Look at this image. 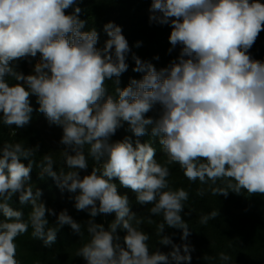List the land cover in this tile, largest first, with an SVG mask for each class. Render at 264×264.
<instances>
[{
	"label": "clouds",
	"instance_id": "9594fccd",
	"mask_svg": "<svg viewBox=\"0 0 264 264\" xmlns=\"http://www.w3.org/2000/svg\"><path fill=\"white\" fill-rule=\"evenodd\" d=\"M74 3L0 0L3 124L17 128L29 124L33 111L29 96L34 94L38 110L51 124L63 128L60 143L74 153L61 152L67 172L54 171L52 154L44 155L41 176L52 177L62 192L78 193L75 208L90 209V217L115 213L107 230L94 219L87 222L90 240L77 251L86 264H190L191 246L176 245L162 235L166 226L181 229L184 241L191 232L181 215L189 194L169 187L167 165L178 164L191 182H210V186L223 182V187L211 188L214 195L242 190L264 194V62L249 54L264 30V4L259 0H153L150 19L171 24L169 40L174 47L182 46L179 57L159 71L135 58L134 71L144 73L142 79H132L123 89L116 87V96L105 98V81L127 70L129 45L121 27L109 22L104 25L109 38L98 48L96 30L82 31L86 21L79 18L81 9L65 14ZM38 53L34 74L15 70L17 60ZM6 77L17 83L9 84ZM157 104L159 118L146 117ZM125 123L136 137L150 130L151 137L158 138L167 156L165 165L154 159L151 140L141 143L137 139L135 146L129 137L109 143ZM37 150L7 142L0 148V213L4 216L0 264H20L14 241L29 226L32 237L45 246L55 241L58 228L64 225L81 232V224L67 210L49 227L46 213H56L38 201L40 190L34 192L29 183L35 163L31 157ZM88 157L100 167L81 178L78 170L87 169ZM113 178L134 191L139 203L152 205L149 224L154 222L151 217L162 215L156 235L159 243L172 245L171 252L150 251L149 235L139 230L143 220L130 211L128 196L118 194ZM16 194L21 204L32 205L27 220L9 204ZM218 215L213 210L201 216L200 223L207 224ZM118 228L126 232L124 246L118 242ZM219 259L231 264L224 252Z\"/></svg>",
	"mask_w": 264,
	"mask_h": 264
},
{
	"label": "trees",
	"instance_id": "16d2710c",
	"mask_svg": "<svg viewBox=\"0 0 264 264\" xmlns=\"http://www.w3.org/2000/svg\"><path fill=\"white\" fill-rule=\"evenodd\" d=\"M152 2L153 0H75V3L65 10V14L70 15L76 7L81 9L79 18L86 21L82 31H90L93 28L96 30L98 48H102L109 38L104 31V25L109 22L121 27L122 34L128 42L130 51L125 59L128 65L127 70L118 78L113 77L105 81V98L109 95L115 97L116 87L123 89L132 79H142L144 73L134 71L135 58L138 57L142 62L151 63L159 71L168 67L179 57L182 46L177 44L174 47L169 40L172 31L171 24H160L150 19L153 15L150 11ZM259 2L264 4V0H259ZM156 14L159 15V13ZM249 54L252 59L264 62V30L259 33L255 43L249 49ZM39 61L40 54L38 53L36 57L17 60L14 67L16 71L29 75L32 74ZM6 79L9 84L17 83L11 77H6ZM29 102L33 108L31 120L22 128H17L15 125L5 126L2 121L3 114L0 113V148L6 142L20 143L26 148L38 147L37 152L31 157L35 163L30 171L29 183L34 192L36 189L40 190L38 201L56 213V215L46 213L49 227L56 224L57 216L61 211L67 210L82 228L78 233L69 225H64L58 228L55 241L50 246H45L43 241L32 237V228L29 226L28 231L16 237L14 241L16 258L20 264H86L84 258L77 255V251L90 240L86 228L87 222L89 219H94L95 223L102 224L107 230L116 218L115 213L98 214L92 218L89 214L90 209L77 210L75 208L74 197L78 193H70L67 190L62 192L52 177L47 174L41 176L42 169L39 165L44 155L52 154L54 171L59 172L63 169L67 172L69 169L61 152L67 150L69 154L74 155V153L71 148L60 143L63 128L51 124L45 114L38 110L39 104L34 94L29 96ZM160 112L161 107L157 104L146 113V117L159 118ZM126 137L131 138L134 146L137 139L141 143L151 140L155 148L154 159L161 165L166 164L167 156L158 138L151 137L150 130L148 135L136 137L128 130V125L125 123L123 127L117 129L114 135L110 136L109 143L123 141ZM84 153L87 156V145L84 147ZM22 162L27 166V160ZM93 167L99 168L100 165L88 157L87 169L78 170L81 178L90 175ZM167 167L170 172L167 178L169 187L172 190L182 188L189 194L181 215L182 219L188 223L191 232L184 241L181 239V229L166 226L162 235L169 236L176 245L188 243L191 246L190 264H222L219 259L221 252L231 257V264H264V194L250 195L242 190L239 194L229 191L227 196L214 195L211 188L223 187V182L217 181V185L212 186L210 182L202 185L199 181H189L178 164L167 165ZM111 182L117 185L118 194L128 196L130 211L143 220L139 225V230L149 235L147 243L150 251L159 250L165 254L171 252L172 245L159 243V237L156 235L157 224L163 222L162 215L151 217L154 222L149 224L148 209L152 205L139 203L136 193L120 185L118 178H113ZM200 189H203L202 195L198 194ZM9 204L14 210L21 211L25 220L28 219L32 211L30 203L21 204L16 194ZM97 206H99V201H97ZM213 210L218 211L219 215L209 220L207 224H201L200 217ZM3 219L4 216L0 213V220ZM133 224L135 226V222ZM116 235L120 237L118 242L124 246L125 230L118 228ZM181 252L183 254L182 249ZM182 264H187V262H182Z\"/></svg>",
	"mask_w": 264,
	"mask_h": 264
},
{
	"label": "rangeland",
	"instance_id": "374dc122",
	"mask_svg": "<svg viewBox=\"0 0 264 264\" xmlns=\"http://www.w3.org/2000/svg\"><path fill=\"white\" fill-rule=\"evenodd\" d=\"M37 63H38V62H37ZM32 74H34V70H33Z\"/></svg>",
	"mask_w": 264,
	"mask_h": 264
}]
</instances>
